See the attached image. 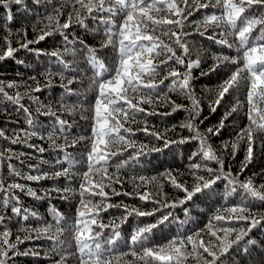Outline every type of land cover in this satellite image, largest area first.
I'll list each match as a JSON object with an SVG mask.
<instances>
[{
	"label": "trees",
	"instance_id": "16d2710c",
	"mask_svg": "<svg viewBox=\"0 0 264 264\" xmlns=\"http://www.w3.org/2000/svg\"><path fill=\"white\" fill-rule=\"evenodd\" d=\"M199 2H206V0H199ZM28 12L24 8L16 5H11V12L13 14V21L7 27H2L5 24V16L8 11L0 6V53L10 44L11 47L19 49L14 53L13 58H6L0 61V86L5 88L9 94H15L16 91L24 93L29 89H34L37 84L40 91L31 92V95L38 100L32 101L25 98L22 103L29 107L36 119L37 123L44 129V132L51 130V125L55 122L52 116H46L37 113L38 105H51L53 110L61 119L66 120L71 128L66 132L65 136H58L56 143L64 145V151L54 148L49 140L40 139L38 136H32L24 142L20 139L19 142L13 143L12 140L17 138V134L23 137L22 129H27L28 125L25 119V114L18 111L16 106L10 102L0 103V131L4 133L0 137V181H3L5 187L12 183H20L32 188L37 196L44 197L43 199H36L29 196L20 190H13L14 194L19 197L20 205L23 208L36 212L42 221L30 218L28 221H18V218L13 216L12 220L6 221L5 226L11 231L10 240L15 241L17 236L21 238L30 235L31 239L24 240L18 245V251L23 253L25 250H34L39 253L38 256L32 255H13L9 252L11 259L7 260V264H57L61 261V256L64 252L54 250L52 241L43 237L37 238L36 232H27L23 230L22 226L27 224L35 228L38 224L46 221L54 223L52 210L55 209L64 219L63 225H71L74 223L77 216V210L81 208L80 200V177L74 175L71 185L68 179L61 176L54 177V172H59L63 168L68 167V163L64 161V153L70 154L75 166L72 168L74 174L87 171L86 154L90 149V144L87 139H80L81 137H90L91 128L94 123L93 109L91 105L96 99V89L92 87V80L98 69L93 68L87 60L88 49L80 44L84 42L90 48L97 49V57L104 65L111 69L115 63L116 56L112 48L101 49V42L105 39L103 26L98 27V22L87 17L86 13H82L85 17L82 27L80 24L73 22L69 29L64 30L68 36L69 41L75 40V43H66L63 36L54 32L47 36L44 40L29 45L31 49L42 50L43 55H36L32 51L20 48V43L26 40L35 41L39 35L42 34L41 29H44L48 23L46 13L52 12V6H59L64 4L62 15L59 22L63 24L68 20L69 12L75 16L74 7L71 0H52L49 5L47 0H41L36 3L35 0H26ZM75 7H79L76 5ZM180 7H184L180 4ZM219 14L218 8H200L198 11L193 8L192 15L188 16L184 23L183 31L189 35L183 38L188 49L187 54L184 50L172 44L168 36L162 35L160 32L154 33L159 36L166 44H172L177 56H183L184 64H176L174 61H169L168 65L159 64L165 59L164 56L156 57L153 60L154 64H159L158 75L155 81L159 83L164 80V83L159 86L158 91L167 92V97L161 96L159 99L153 97L155 103L141 104L140 106L147 110V112L155 111L156 115H146L145 113H137L135 123H128L126 128H131L135 133L132 139L135 140L137 149L144 145L145 155L139 158V162H130L128 166L117 169V165L123 160H126L129 155L137 149L128 148L122 155L112 157L109 160V167L107 172L115 178H119L120 183H112L110 187L105 188L108 193L107 203L112 205H127L130 208H136L143 212H151L155 208H160L162 204H171L183 198V193L173 187L172 183L167 177L170 172L175 177L178 183L185 187H191L195 183V176L190 170L191 163H200L207 167L218 170L220 165L216 161H209L202 159V153L196 157L195 160H190L192 154L198 151L200 147L199 140H189L184 144H173L168 148H164L162 140H156L151 135H146L143 129L148 128L149 132H159L167 140H180L181 138H189L194 135L188 128H182L181 125L187 123L191 117L186 109L192 108V101L175 91H168V86L172 83V78L164 79L168 76V72L175 69L179 73L188 71L187 65L189 61H199V67H193L190 72V84L193 94L198 101L199 115L196 116L193 123L197 130L207 137V143L211 146L214 154L223 162V172L231 173L232 178L240 182L252 180L255 186L264 184V136L258 137L253 145V156L247 166L244 167L247 144L244 141H238L237 134L241 129L248 124L247 111L248 105L246 101L247 91L245 82L241 80L240 85L233 87L225 95L219 106L214 104L218 97V90L220 85L227 80L237 69L242 67V62L237 64H222L216 68L215 71H210L213 65L218 63L214 60L213 54H223L229 57H236V47L227 48L217 44L208 37L213 35V28L209 27L205 35H201L197 31V25L200 24L202 18L206 14ZM258 15L264 16V9L256 10ZM55 15V13H53ZM153 15L165 16L166 13H153ZM120 17H116V23L119 24ZM55 27V24L52 25ZM47 30V29H45ZM179 32V29H174ZM9 31L11 35L9 36ZM200 31H204L201 27ZM26 32V36H25ZM216 39H219L220 29H215ZM259 34V30H254L253 37ZM78 38V39H77ZM229 41L236 43L233 36L228 37ZM69 51L65 52L64 49ZM61 53V57L66 61L75 71H65L64 79L61 80L58 73L61 71V65L56 62V57L50 55L51 52L57 51ZM23 61V64L17 63ZM45 69H49L53 75L51 80L46 78L47 73ZM202 73H206L202 75ZM110 75V73L108 74ZM108 75L102 77L108 79ZM246 75V73L244 74ZM35 79H30V77ZM74 78V79H73ZM73 79V83L68 85V80ZM145 80L148 77H144ZM9 83H15L17 88H8ZM62 85H68L73 90L75 95L65 96L63 102L75 105L71 114L65 112L61 108V96L64 92ZM132 95L131 93H129ZM2 98V97H0ZM170 99L175 101V104L183 107L173 112L172 105L167 102ZM79 101V103H78ZM240 102L237 111L232 112L226 120H224V127L220 130L219 135H213L207 132V129L212 128L213 131L219 127L221 119L226 113L230 112L232 107ZM135 102V101H133ZM212 107H216V111H212ZM163 113H171V115H163ZM123 134V130H122ZM73 141H76L73 144ZM238 144L236 149L232 145ZM34 145L36 147H29ZM102 149L104 146L101 144ZM37 148H43V152L37 151ZM154 149H161L155 151ZM113 150H116L113 148ZM233 152L235 155L233 156ZM21 153L25 155H20ZM11 157V159H9ZM18 157V158H17ZM60 163H57V161ZM23 161V163H21ZM9 164L13 165L15 170L20 173L19 176L14 175L9 168ZM35 166V167H30ZM243 167V171H241ZM47 174L45 178L39 181H29L24 179L27 175H42ZM196 176H204L209 178L208 173L203 167L195 173ZM144 176L146 182H141L139 179L133 177ZM98 177H93L97 179ZM154 178V179H153ZM71 187L72 192L62 193L52 191L53 188ZM215 195L210 198L200 197L193 208L191 204H185L171 209L176 219L172 222L171 227L165 224L153 230L146 246L152 247L157 245H165L177 234H194L199 231V236L194 237L199 240L202 238L205 242H216L214 237L209 235V221L214 215L220 214L225 216L232 215L226 209L235 205H240L242 202L250 209L247 215L254 214L257 219L264 217V201L259 199H244L242 190L237 188L236 193L230 196L226 201L222 198L226 187H228V180L220 179L213 186ZM113 189L119 192L120 195L113 194ZM145 192L152 193L153 199L159 200L160 204L153 202V199L141 201L139 195ZM127 193V194H126ZM130 194V195H129ZM3 196V193H0ZM67 196V199L62 197ZM101 197L95 196L92 198V203H98ZM87 194L85 196V203H87ZM184 208H192L190 216H185ZM0 214L12 216L9 209L0 208ZM125 211L123 207H111L107 211L100 213V221L104 224H109L113 220L119 225L120 242L116 245L114 253L109 257L111 264H145L144 260L139 258V255H132L131 250L125 245L134 229L138 226L152 223L156 220L160 213L156 216H136L132 215L125 221L123 219ZM219 224L229 226V222H213V229ZM264 224V220H262ZM231 226L247 227V221H231ZM4 230V226H0V232ZM202 230V231H201ZM108 233L110 229H105ZM51 234H56L61 241L68 246V252H75V243L73 240V232L69 231L67 227L62 234L56 233L55 228L51 230ZM218 235H223L219 233ZM235 233L232 234V237ZM251 238L256 241L255 247L243 240L239 245L234 246L230 251L224 264H264V227L257 226L253 229L244 240ZM188 250H191V245H188ZM126 253V254H125ZM142 254V253H141ZM206 255V254H205ZM210 259V258H209ZM61 264H77L75 256L69 255ZM185 264H197L196 259L189 256ZM202 264V262H201Z\"/></svg>",
	"mask_w": 264,
	"mask_h": 264
},
{
	"label": "snow or ice",
	"instance_id": "6c2138e0",
	"mask_svg": "<svg viewBox=\"0 0 264 264\" xmlns=\"http://www.w3.org/2000/svg\"><path fill=\"white\" fill-rule=\"evenodd\" d=\"M35 2L40 3L41 0H35ZM47 3L51 5L52 0H47ZM71 3L74 7L75 16H73L72 12H69L68 20L61 24L59 18L62 15L64 4L62 3L59 6L53 5L52 12L46 13L45 18L48 23L44 29H41L42 34L35 41L25 39L24 42L20 43V48L32 51L36 55H43L45 53L42 50L31 49L29 45L44 40L54 32L63 36L66 43H75V40H68V36L64 30L69 29L73 22L86 27L84 24L85 17L82 15V13H86L88 18L98 22V27L103 26L105 39L101 42L100 47L101 49L111 47L115 53L116 60L111 69L107 68L97 57L96 53L98 50L90 48L84 45L83 41H80V44L88 49V63L93 68L98 69L92 80V87L96 89L97 95L94 103L91 105L94 113L91 136L80 138L87 139L90 144V149L86 154L87 171L74 174L71 170L75 166V162L72 160L70 154L65 152L64 161L68 163V167L52 174L56 178L65 177L68 179L69 185H71L74 175H79L80 177L81 208L77 210L74 223L66 226L63 225L62 221L64 218L53 209L52 216L54 223L44 221L35 228L25 224L22 226L23 230L29 233L36 232L37 238L43 237L52 241L54 250L64 252V255L61 256V261H57V264H61L69 255L75 256L77 264H111L109 257L113 255L116 245L120 242L119 225L115 220L109 224L98 222L100 221V213L107 211L111 207H123L125 211L123 219L125 221L132 215L142 217L156 216L157 213H160L154 222L138 226L133 230L130 237L124 241L125 245L130 248L131 254L134 256L139 255V258L144 260L145 264H185L189 256L196 259L197 264H201V262L202 264H224L230 251L234 246L239 245L242 240L255 247L256 241L251 238L244 240V238L258 225L264 227V224H262L264 217L257 219L254 214L247 215L246 213H249L250 209L243 202L240 205L226 209L232 215L217 214L209 221V235L215 238V243L212 241L205 242L202 238L199 240L195 239L194 237L199 236V231H197L194 234H177L162 246H146L154 229L163 227L165 224L171 227L172 222L176 219L171 209L185 204H191L194 208L200 197L210 198L215 195L213 186L220 179L228 180V187H226L222 197L225 201L236 193L237 188L242 190L244 199H259L264 201V184L257 187L251 179L240 182L232 178L231 173H224L223 162L212 151L211 146L207 143V137L202 135L193 123L196 116L199 115V105L191 88L190 72L193 67H199L198 60L188 62V71L179 73L175 69H172L168 72V76L164 78H172L168 91L178 92L192 101V108L186 109L191 119L187 123L182 124L181 127L188 128L194 135L189 138H181L177 141L167 140L159 132H149L147 127L143 131L146 135L155 137L156 140H162L164 148H168L173 144H184L192 139L199 140L200 147L198 151L192 154L190 160H195L202 153L203 160L216 161L220 165V168L214 170L200 163H191L189 167L195 176V183L190 188L178 183L175 177L168 172L167 177L169 181L174 188L184 194L183 198L171 204L164 203L160 208H155L151 212H143L136 208H130L127 205H112L107 203L108 193L105 191V188L110 187L112 183H120L119 178H115L114 180L107 172L109 160L112 157L122 155L128 148L137 149L136 142L132 139L135 133L131 128H126L125 125L135 123L137 113L156 115L155 111L147 112L140 105L155 103L153 97L157 99L161 96L167 97V92L158 91L159 86L164 83V80H160L159 83L155 81V77L158 75L159 64L169 67V61H174L176 64H184L183 56L176 55L172 44L183 49L184 54H187L188 49L183 38L189 35V33L184 32L183 28L188 16L192 15L193 8L197 11L200 8L207 9L210 7L220 9L219 14L215 12L206 14L200 24L197 25V31L201 35H205L207 29L212 27L213 35L208 37V39L214 40L215 43L223 47H236V57L225 56L222 53L219 55L213 54L212 58L217 60L218 63L214 64L210 71H215L222 64L239 65L242 62V67H237L236 71L220 85L218 97L214 101V104L219 106L231 88L239 86L241 80L245 82L248 105L246 115L249 124L240 130L237 134V139L238 141H244L248 145L244 167L247 166V162H250L253 156L255 140L258 137L264 136V16L258 15L256 12L257 9H264V0H206V2H199V0H71ZM180 4H183L184 7H180ZM11 5L20 6L24 8L26 13L28 12L26 0H0V6L8 10L5 16L6 22L2 27H7L13 21ZM76 5H79V7H75ZM161 12L167 15H153V13L159 14ZM116 17H120L121 22L119 24L116 23ZM53 24H55V27H52ZM201 27L204 31H200ZM217 28L220 29L219 39H216L215 29ZM174 29H179L180 31L177 32ZM257 29L259 30V34L253 37L252 34ZM156 32L168 36L172 44L164 43L160 40L159 36L154 35ZM10 35L11 32L9 31ZM229 36L235 38V44L229 41ZM18 50L9 44L0 53V61L6 58H13L14 53ZM64 51L68 52L69 49L66 47ZM50 55L56 57V62L61 65V71L55 73L61 77V80L64 79L65 71H75L62 59L59 50L51 52ZM159 56H164L165 59L161 60L159 64H154L153 60ZM17 63L23 64V61H17ZM45 72L47 73L46 78L50 82L53 73L49 69H45ZM109 73L110 75H108ZM245 73L246 75H244ZM204 74L206 73H202V75ZM105 75H108V79L106 80L102 78ZM144 77H148V79L145 80ZM30 79L34 80L35 77H30ZM73 79L68 80V85L73 83ZM68 85H62L64 92L61 96V108L71 114L75 105L63 102L65 96L75 95ZM7 87L15 89L18 85L9 83ZM40 90L37 84V87L34 89H29L24 93L16 91L13 95L6 92L3 86H0V97H2L0 98V103L10 102L16 106L18 111H22L25 114L28 125L26 130H21L23 137L17 134V138L13 139L12 142L17 143L20 139H24V142L27 143V140L32 136H38L40 139L49 140L54 148L64 151L65 146L57 144L56 139L58 136H65L66 139V132L71 128V125L66 120L61 119L51 105H38L37 113L55 118V122L51 125V130L45 133L44 129L33 117L29 107L22 103L25 98L32 101L38 100V98L31 95V92H38ZM167 102L172 105L173 112L183 107L182 105L175 104V101H171L170 99ZM239 106L240 102L237 101V105L233 106L231 111L226 113L221 119L219 127L215 131L209 128L207 132L219 135L220 130L224 127V120L232 112L237 111ZM212 111L215 112L216 107H212ZM163 115H171V113H163ZM3 136L4 133L0 131V137ZM75 143L76 141H73V144ZM101 144L104 146L102 149L99 147ZM28 146L36 147L34 145ZM145 147L141 145L126 160L118 164L117 169L128 166L130 162L138 163L139 158L146 154L144 151ZM232 147L236 149L238 144H233ZM113 148L116 150H113ZM154 150L160 151L161 149ZM37 151L43 152L44 149L37 148ZM20 155L25 154L21 153ZM234 155L235 152H233ZM57 163H60V161L58 160ZM202 167L208 173L209 178L206 179L204 176L195 175ZM9 168L14 175H20L13 165L9 164ZM241 171H243V167ZM46 176V173L37 176L27 175L24 179L39 181ZM93 177L98 178L93 179ZM133 179L146 182L144 176L133 177ZM13 190L26 191L27 195L36 199L44 198L37 196L32 188L20 183H12L5 187L3 181H0V193H3V196H0V208H10L13 214L12 216L0 214V226H4V230L0 232V264H7V260L11 259L9 252H12L13 255H39L38 252L31 249L25 250L23 253L18 251V245L26 239H31L30 235H26L23 238L17 236L14 242L10 240L11 231L5 224L6 221L12 220L13 216L18 218L17 222L21 220L28 221L30 218L42 221V218L36 212H32L20 205L19 197L14 194ZM52 191L69 193L73 189L69 186L53 188ZM86 194L87 203H85ZM113 194L120 195L115 189H113ZM95 196H99L101 199L98 203L93 204L92 198ZM62 198L67 199V196ZM139 199L147 201L153 199V196L152 193L145 192L139 195ZM153 202L160 204L159 200L153 199ZM183 210L186 217L191 215L192 208H184ZM233 220L238 222L247 221L248 226L246 228L231 226V221ZM214 221H227L229 222V226L219 224L213 229L211 226ZM65 227L73 232L75 252H68V246L65 245L64 241H61L56 234H49L53 228H55L56 233L62 234ZM105 229H110V231L105 233ZM218 232L223 233V235H218ZM233 233H235L234 237H232ZM188 245H191L190 251L188 250Z\"/></svg>",
	"mask_w": 264,
	"mask_h": 264
}]
</instances>
